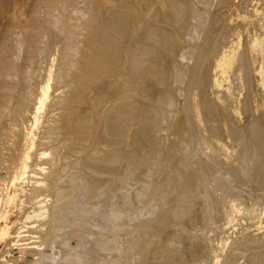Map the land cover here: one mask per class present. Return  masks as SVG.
I'll use <instances>...</instances> for the list:
<instances>
[{"label": "bare ground", "instance_id": "1", "mask_svg": "<svg viewBox=\"0 0 264 264\" xmlns=\"http://www.w3.org/2000/svg\"><path fill=\"white\" fill-rule=\"evenodd\" d=\"M250 4L0 0V194L27 177L47 216L14 230L19 260L264 264V13Z\"/></svg>", "mask_w": 264, "mask_h": 264}, {"label": "rangeland", "instance_id": "2", "mask_svg": "<svg viewBox=\"0 0 264 264\" xmlns=\"http://www.w3.org/2000/svg\"><path fill=\"white\" fill-rule=\"evenodd\" d=\"M249 9H250V11L253 13V14H258V13H261V12H263L264 13V0H251V4H250V6H249ZM263 27H264V24H263ZM247 112V111H246ZM245 112V113H246ZM255 114H253V115H251V113H250V116H252V117H249L248 116V120L250 119H252L253 120V116H254ZM255 117H256V115H255ZM246 118V117H245ZM247 119H245L247 122H248V120ZM251 120V123H250V121L248 122V124H253L254 123V120L252 121ZM246 121L243 123V125H242V127L243 128H241L240 130H242V132H244L245 133V130H247V131H249V127L250 126H252V125H248L247 123H246ZM253 122V123H252ZM229 124V123H228ZM247 124V125H246ZM244 125H246V127H248V128H246ZM230 126V130H233V128H231V125L229 124L228 125V127ZM234 128H236L235 127V125H232ZM246 129H245V128ZM238 128V127H237ZM236 128V129H237ZM251 128V127H250ZM243 129H245V130H243ZM231 148H232V146H231ZM232 150V149H231ZM234 153V152H233ZM236 155H238V153L236 154ZM112 173V172H111ZM109 177H112L111 176V174H110V176ZM108 177V180H110V178ZM114 177V176H113ZM112 177V178H113ZM116 178V177H115ZM114 179V178H113ZM112 180V179H111ZM26 182H27V177H21V178H18V179H16L13 183L11 182L8 186H7V189L6 190H4L1 194H0V254H1V252H3L2 254H1V256H0V264H2V262H3V264H30L28 261H25V262H22L21 260H19L20 258V254L22 253L21 251H20V249H18V244H17V239L18 238H21L22 237V233L20 234L19 232L18 233H16L14 230L18 227V226H21V228L20 229H22V226L23 225H25L24 226V228L25 229H30V226L32 225V224H37L38 223V221H41V220H44V219H46L47 218V216H46V214H42L43 213V211H42V209H40V210H37V209H35V207L33 206L34 205V203L33 202H29L30 200L29 199H27V195L29 194H27V187H26ZM112 182V181H111ZM110 182V183H111ZM117 185H119V184H117ZM108 187V186H107ZM116 187L117 186H115V189H116ZM118 189H119V187L117 188V191H115L114 192V190L113 191H110V193L111 194H109V191L106 193V194H104V198H108L110 195L111 196H113L114 195V197L116 196V193H117V196H118V193H119V191H118ZM113 192V193H112ZM109 194V195H108ZM105 195H106V197H105ZM111 196L109 197V199L108 200H111V201H113L114 202V197L113 198H111ZM117 196H116V198H117ZM113 199V200H112ZM102 200H103V202L101 203V206L104 208V209H106V207L108 208V209H106L105 211H106V213L108 212L107 210H109V207H110V203H113V202H111V201H108V202H105V201H107L106 199H105V201H104V199L102 198ZM107 203V204H109V206H107L105 203ZM262 203H264V200L263 201H261ZM103 204V205H102ZM105 205H106V207H105ZM100 206V207H101ZM102 208V209H103ZM111 208V207H110ZM101 211V212H100ZM102 211L103 210H99V212H98V214L99 213H102ZM104 212V211H103ZM105 213V212H104ZM103 214V213H102ZM100 215V217L99 216H96L94 219H96V218H98L99 220H95L94 222H95V226L96 225H98V223H101V225L99 224V233L101 232V230L100 229H103V227H105L104 225H108V222H107V220H108V217H107V214H106V216L103 214V215H101V214H99ZM102 216V217H101ZM103 216H105V217H103ZM101 218V219H100ZM93 219V220H94ZM103 219V220H102ZM98 221H101V222H98ZM103 221V222H102ZM98 222V223H97ZM107 222V223H106ZM91 223H92V221H91ZM105 223V224H104ZM29 225V226H28ZM94 224H92V226H93ZM103 225V226H102ZM106 225V227H108ZM20 234V235H19ZM96 236H98V237H100V235L98 234V232H97V234H96ZM243 236V235H242ZM245 237V236H244ZM243 238V237H242ZM241 237H240V239H239V242H240V240L242 239ZM16 239V240H15ZM249 238H246L245 237V240L244 239H242V243L244 242H248L247 240H248ZM20 241V240H19ZM12 243V245H9L8 243ZM92 241H90V243H91ZM86 245H90V243H89V240H87L86 242ZM87 243H89V244H87ZM85 247V249L86 248H88L89 246H84ZM89 248H91V249H89ZM88 249H84V252L86 251V252H88V251H90L91 252V255H93V253L95 252L94 250L96 249V251H97V248H95L94 250H93V248H94V246H92V243H91V245H90V247H89ZM86 252H85V254H86ZM240 253L242 254V256L244 257V255H245V250H240V252H239V250H238V252H236L235 253V255L236 254H238L239 256H240ZM248 253H250V252H248ZM248 253H246V255L248 254ZM96 254V252L94 253V255ZM87 255H89V256H91L90 255V253L88 252V254ZM246 255H245V258H246ZM251 255H253V254H249V256L251 257ZM96 256V255H95ZM248 256V255H247ZM92 257V256H91ZM253 257V256H252ZM249 258V257H248Z\"/></svg>", "mask_w": 264, "mask_h": 264}]
</instances>
